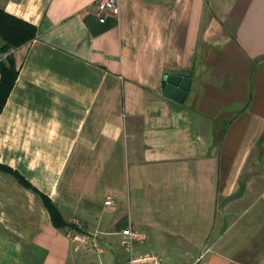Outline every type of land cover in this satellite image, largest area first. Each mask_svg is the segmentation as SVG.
I'll list each match as a JSON object with an SVG mask.
<instances>
[{"label":"crops","instance_id":"obj_1","mask_svg":"<svg viewBox=\"0 0 264 264\" xmlns=\"http://www.w3.org/2000/svg\"><path fill=\"white\" fill-rule=\"evenodd\" d=\"M96 1L0 0L36 30L0 52L18 71L0 165L34 188L0 171V264H67L41 196L67 224L144 233L164 264H264V0H119L93 35ZM175 71L182 104L162 96Z\"/></svg>","mask_w":264,"mask_h":264},{"label":"trees","instance_id":"obj_2","mask_svg":"<svg viewBox=\"0 0 264 264\" xmlns=\"http://www.w3.org/2000/svg\"><path fill=\"white\" fill-rule=\"evenodd\" d=\"M84 21L93 35L105 32L115 24L112 19H108L104 24H99V28L96 30L93 28L91 24L92 21L89 18H84ZM35 36L36 30L34 26L0 11V39L3 43V46L0 48L1 53L4 54L11 49H16L25 45L32 41ZM17 76L18 71L14 64V60L11 55H7L5 60L0 62V114L15 84ZM0 171L11 175L22 187L34 190V188L16 171L2 165H0ZM41 198L44 207L50 215L52 226L64 230L69 228L70 225L64 222L59 211L51 201L44 196H41Z\"/></svg>","mask_w":264,"mask_h":264},{"label":"built area","instance_id":"obj_3","mask_svg":"<svg viewBox=\"0 0 264 264\" xmlns=\"http://www.w3.org/2000/svg\"><path fill=\"white\" fill-rule=\"evenodd\" d=\"M151 2H163L165 0H148ZM96 19L99 24H104L108 19H117L119 16V0H97L96 1ZM2 59H0V62ZM104 205L106 207H113L114 200L107 196ZM70 227L65 229L66 237L75 244V250L79 247L91 246L96 253L101 254L103 250L97 247L98 232H91L87 230L85 224L77 219H73L69 223ZM118 237L116 244L123 251L125 258H121L117 253L115 254L116 264H164L161 257L156 254L133 255V249L137 245H142L146 236L144 233L125 227L119 232L112 234Z\"/></svg>","mask_w":264,"mask_h":264},{"label":"rangeland","instance_id":"obj_4","mask_svg":"<svg viewBox=\"0 0 264 264\" xmlns=\"http://www.w3.org/2000/svg\"><path fill=\"white\" fill-rule=\"evenodd\" d=\"M111 230L110 232H112ZM104 236V237H103ZM100 234L98 235L97 247L103 250V253L98 254L95 250L90 246H88V250L86 247H79V249L75 250V244L73 243L70 246L68 256H67V264H116L115 263V254L121 256V258H125L123 251L116 244V240L118 237L116 236H106ZM102 241V242H101ZM158 254L155 250V247L152 245L150 240H147L144 245H137L133 249V255H144V254Z\"/></svg>","mask_w":264,"mask_h":264},{"label":"water","instance_id":"obj_5","mask_svg":"<svg viewBox=\"0 0 264 264\" xmlns=\"http://www.w3.org/2000/svg\"><path fill=\"white\" fill-rule=\"evenodd\" d=\"M162 83V96L182 104L189 91L191 75L186 72H165Z\"/></svg>","mask_w":264,"mask_h":264}]
</instances>
